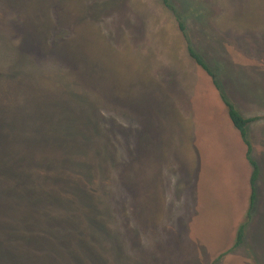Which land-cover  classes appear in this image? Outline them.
Segmentation results:
<instances>
[{"label":"rangeland","instance_id":"rangeland-1","mask_svg":"<svg viewBox=\"0 0 264 264\" xmlns=\"http://www.w3.org/2000/svg\"><path fill=\"white\" fill-rule=\"evenodd\" d=\"M171 2L242 246L171 10L0 0V264H264V0Z\"/></svg>","mask_w":264,"mask_h":264},{"label":"trees","instance_id":"trees-1","mask_svg":"<svg viewBox=\"0 0 264 264\" xmlns=\"http://www.w3.org/2000/svg\"><path fill=\"white\" fill-rule=\"evenodd\" d=\"M161 1L163 2V4L165 5L167 9L171 10V12L174 15L176 22L178 24L179 30L185 39L186 48H187L189 57L212 79L213 85L215 89L217 90L221 101L223 102L224 106L227 109L228 116H229L231 123L233 124L234 128L237 131H239L241 138L247 147V161L252 168V176L250 180L251 197H250V205H249L248 213L246 215V218L243 224L240 226L238 230V234L236 238L235 248H239L242 246L247 230L253 221L254 211L257 207V202H258V182L261 177V169H260L258 162L254 158V148H253L252 141L250 140L248 128L251 124L257 122L260 119L259 118H247L237 109V107L233 104V102L228 97V94L226 93V90L223 84L221 83V80L219 79L220 75L216 71H214V69L210 67V65L205 61V59L202 56H200V54L195 50L191 42V39L188 35L187 25L185 21L183 20L181 13L172 4L171 0H161Z\"/></svg>","mask_w":264,"mask_h":264},{"label":"crops","instance_id":"crops-1","mask_svg":"<svg viewBox=\"0 0 264 264\" xmlns=\"http://www.w3.org/2000/svg\"><path fill=\"white\" fill-rule=\"evenodd\" d=\"M233 125V124H232ZM239 132V131H238ZM241 136V135H240ZM242 139V138H241ZM246 146V145H245ZM246 149H247V147H246ZM246 149H245V151H246ZM247 152V151H246ZM254 152H255V149H254ZM246 154V158H247V153H245ZM249 197H251V189H250V194H249ZM249 203H250V200H249ZM249 210V209H248ZM247 213H248V211H247ZM245 215H247V214H245ZM246 218V217H245ZM245 220V219H244ZM239 225H240V223H239Z\"/></svg>","mask_w":264,"mask_h":264}]
</instances>
